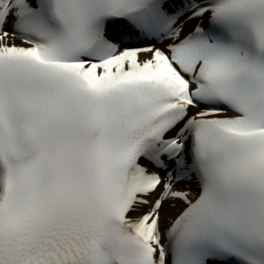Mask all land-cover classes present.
Wrapping results in <instances>:
<instances>
[{
    "label": "snow or ice",
    "instance_id": "1",
    "mask_svg": "<svg viewBox=\"0 0 264 264\" xmlns=\"http://www.w3.org/2000/svg\"><path fill=\"white\" fill-rule=\"evenodd\" d=\"M0 264H264V0H0Z\"/></svg>",
    "mask_w": 264,
    "mask_h": 264
}]
</instances>
